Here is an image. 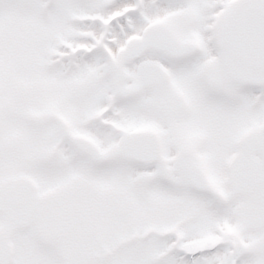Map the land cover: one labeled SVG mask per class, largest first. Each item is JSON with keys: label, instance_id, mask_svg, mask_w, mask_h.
Instances as JSON below:
<instances>
[{"label": "snow or ice", "instance_id": "6c2138e0", "mask_svg": "<svg viewBox=\"0 0 264 264\" xmlns=\"http://www.w3.org/2000/svg\"><path fill=\"white\" fill-rule=\"evenodd\" d=\"M0 264H264V0H0Z\"/></svg>", "mask_w": 264, "mask_h": 264}]
</instances>
